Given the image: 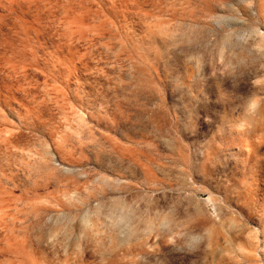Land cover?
I'll list each match as a JSON object with an SVG mask.
<instances>
[{
	"label": "rangeland",
	"instance_id": "obj_1",
	"mask_svg": "<svg viewBox=\"0 0 264 264\" xmlns=\"http://www.w3.org/2000/svg\"><path fill=\"white\" fill-rule=\"evenodd\" d=\"M0 264H264V0H0Z\"/></svg>",
	"mask_w": 264,
	"mask_h": 264
}]
</instances>
